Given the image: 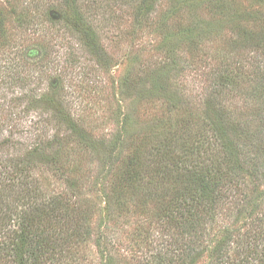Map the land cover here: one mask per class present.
Segmentation results:
<instances>
[{
    "label": "rangeland",
    "instance_id": "rangeland-1",
    "mask_svg": "<svg viewBox=\"0 0 264 264\" xmlns=\"http://www.w3.org/2000/svg\"><path fill=\"white\" fill-rule=\"evenodd\" d=\"M140 2L0 0V167H32L43 201L67 196L71 207L84 212L74 221L85 232L81 252L73 259L55 252L43 264H147L163 252L172 258L169 248L175 247L160 240L170 191L149 183L153 148L165 138L172 143L165 165L197 145V126L190 121L204 116L222 63L245 61L215 88L226 100L225 115L241 135L264 140V0H157L150 20L158 24L162 18L164 25L145 29ZM74 5L81 23L95 32L96 53L64 20L75 16ZM58 107L88 135L87 142L70 133ZM223 217L208 226L213 236L197 247L196 259L203 256L196 264L209 262L205 247L225 228L238 232L236 244L252 233L242 220Z\"/></svg>",
    "mask_w": 264,
    "mask_h": 264
},
{
    "label": "trees",
    "instance_id": "trees-1",
    "mask_svg": "<svg viewBox=\"0 0 264 264\" xmlns=\"http://www.w3.org/2000/svg\"><path fill=\"white\" fill-rule=\"evenodd\" d=\"M140 1L138 19L142 28L159 23L164 25L162 18L158 24L150 20L157 0ZM175 1L179 3L180 0ZM151 2L154 3L151 5ZM93 5L96 7L92 2ZM74 10L75 16L66 15L64 19L71 26V33L78 35L88 50L98 52L100 48L94 30L81 23V13L75 5ZM98 58L102 60L103 56ZM244 63H222L225 70L216 75L218 81L211 75L217 83L214 81L211 86L204 116L194 119L188 114L194 119L190 121L191 125L197 126L196 146L187 147L178 161L165 165L162 164L164 152L171 150L172 143L165 138L153 148L156 150L155 169L149 183L154 187L160 186L167 195L170 191L165 212L169 221L167 226H163L166 230L160 240L161 244L167 242L175 249L169 248L172 258H164L163 252L151 257L147 264H196L203 256L202 251L196 259L197 247L202 245L206 236H213L212 227L208 226L218 223L221 216L229 221L233 218H237L236 222L242 220L246 227L252 228V233L246 234V241L236 244L233 236L238 232L225 228L221 239L216 240L220 237L216 236L205 247V251L210 253L207 264H264V140L258 134L241 135L234 121L225 115L228 112L224 105L226 100L215 89L218 83H227L232 78L233 70L240 72ZM259 73L264 79V68ZM57 111L65 119L70 133L79 141L87 142L88 135L64 113L65 109L58 107ZM259 141L262 143L258 145ZM34 154L48 161L51 159L41 151ZM110 161L109 169L112 170L115 160L111 158ZM51 162L55 163V159L52 158ZM23 165L11 163L0 167V192L3 194L0 198V263L43 264L50 255L53 258L55 252L73 259L86 244L85 232L82 234L80 226L75 227L79 224L74 226V221L84 212L71 207L67 196L43 201L46 194L40 185L33 184L32 167L26 169ZM60 165L65 171V164L62 162ZM66 181L76 190L71 178ZM182 240L188 244L184 245Z\"/></svg>",
    "mask_w": 264,
    "mask_h": 264
}]
</instances>
